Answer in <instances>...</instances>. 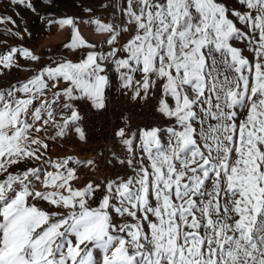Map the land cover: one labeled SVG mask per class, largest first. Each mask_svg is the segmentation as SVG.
Listing matches in <instances>:
<instances>
[{
    "label": "snow or ice",
    "instance_id": "6c2138e0",
    "mask_svg": "<svg viewBox=\"0 0 264 264\" xmlns=\"http://www.w3.org/2000/svg\"><path fill=\"white\" fill-rule=\"evenodd\" d=\"M98 8L106 21L92 8L48 20L70 29L64 54L0 53V75L18 55L49 60L0 86V264H264V0ZM113 77L130 102L155 99L163 122H126L88 157L50 156L73 135L88 144L81 106L105 110ZM117 165L124 175L76 185L80 168Z\"/></svg>",
    "mask_w": 264,
    "mask_h": 264
},
{
    "label": "rangeland",
    "instance_id": "374dc122",
    "mask_svg": "<svg viewBox=\"0 0 264 264\" xmlns=\"http://www.w3.org/2000/svg\"><path fill=\"white\" fill-rule=\"evenodd\" d=\"M100 2V0L92 2V9L101 11L98 8ZM31 3L36 9L35 12H32L23 6H8L7 0H0V15H9L16 20L15 26L10 23L0 24V53L9 50L12 46H16L28 48L42 57H55L60 55V52L63 51L61 46L64 43L60 45L55 44V41L51 42L48 38L54 35L60 37V33H62L60 30L62 29L57 23L49 25L48 20L57 21L60 18L65 17H79L81 21H84L89 18L80 15L79 11L75 14L74 12L67 11V8L65 7L72 9V7L75 6V1L73 0H31ZM53 4L59 5V8L54 11L48 10V7ZM9 7H11V10ZM54 12L59 16L54 17L52 15ZM16 13H19V16H17ZM97 15H102L101 20L104 21L109 18V12H107V14L99 12ZM48 16L51 17L48 19ZM80 27L82 33L87 36L96 39L97 41L101 39L100 35L96 34L85 24L81 23ZM6 29H11L12 32L19 31L22 33V37L12 35L7 32ZM17 61L20 65L19 68L13 67L11 70H4L3 75H0V86H6L18 80L26 79L33 74L34 69L49 63L48 59H42L40 64H33L32 62L19 57V55L17 56ZM66 153H68V151L63 146L56 144L52 146L48 154L55 158L57 156L68 155Z\"/></svg>",
    "mask_w": 264,
    "mask_h": 264
},
{
    "label": "built area",
    "instance_id": "2783aa9c",
    "mask_svg": "<svg viewBox=\"0 0 264 264\" xmlns=\"http://www.w3.org/2000/svg\"><path fill=\"white\" fill-rule=\"evenodd\" d=\"M155 105V99H149L146 103H133L119 91L113 93L111 90L108 94L105 110L96 112L90 110L87 106H81V114L84 116L82 124L89 139L88 144L80 145L74 135L59 141L57 144L63 146L68 151V155L81 158L91 156L93 151L99 149L102 143L107 142L109 146L114 144L115 130L123 127L126 122L130 125V131L149 128L162 123V118L155 111ZM120 114L122 115V121L118 118ZM81 148L91 150H80ZM115 151L122 153V149L118 144H116ZM104 155L106 158L110 157L107 151ZM125 172L126 169L118 165L115 167L102 166L100 171H89L87 168H80L78 169L79 180L76 185L83 186L88 180L99 183L105 176L115 178L116 175H124Z\"/></svg>",
    "mask_w": 264,
    "mask_h": 264
},
{
    "label": "crops",
    "instance_id": "0c3cea01",
    "mask_svg": "<svg viewBox=\"0 0 264 264\" xmlns=\"http://www.w3.org/2000/svg\"><path fill=\"white\" fill-rule=\"evenodd\" d=\"M75 1V6L71 8L69 7H65L67 8V11L68 12H74L77 13L79 11L80 15L84 16V17H88V14L84 12V8H92V2H97L98 0H73ZM101 1V0H100ZM93 12L95 14H98L99 12L100 13H103V14H107V12H110L109 11H98V10H94L93 9ZM98 12V13H97ZM69 14V13H68ZM52 15L55 17V16H59L57 13H52ZM100 19H102V15H100ZM51 16H48V19L50 18ZM62 30H60L62 33H60V37L59 36H50L48 39L49 41L53 42L55 41V44H63L65 42H68V40L70 39V29L68 27H63L61 28ZM84 34V33H83ZM86 36L87 39H89L90 41H93V42H98L96 39H93L89 36H87L86 34H84ZM58 37V39H57ZM46 39V40H48ZM48 42V41H47ZM48 45V44H46ZM62 47V46H61ZM60 54H64V50L60 52ZM113 82H114V87L112 89L113 93L116 92V87H115V78L113 77ZM118 118L120 119V121H122V115H118ZM68 154V153H66Z\"/></svg>",
    "mask_w": 264,
    "mask_h": 264
},
{
    "label": "water",
    "instance_id": "95a60500",
    "mask_svg": "<svg viewBox=\"0 0 264 264\" xmlns=\"http://www.w3.org/2000/svg\"><path fill=\"white\" fill-rule=\"evenodd\" d=\"M57 8H59V5H54V4L48 7L50 11L56 10ZM9 9L11 10V7H9Z\"/></svg>",
    "mask_w": 264,
    "mask_h": 264
},
{
    "label": "bare ground",
    "instance_id": "6f19581e",
    "mask_svg": "<svg viewBox=\"0 0 264 264\" xmlns=\"http://www.w3.org/2000/svg\"><path fill=\"white\" fill-rule=\"evenodd\" d=\"M44 4V3H43ZM49 10V9H48ZM54 11V10H53Z\"/></svg>",
    "mask_w": 264,
    "mask_h": 264
}]
</instances>
